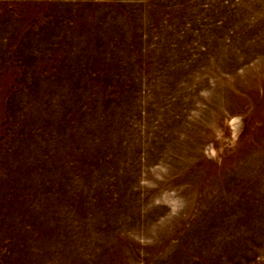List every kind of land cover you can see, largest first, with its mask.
<instances>
[{"label":"rangeland","instance_id":"obj_1","mask_svg":"<svg viewBox=\"0 0 264 264\" xmlns=\"http://www.w3.org/2000/svg\"><path fill=\"white\" fill-rule=\"evenodd\" d=\"M0 264H264V0H0Z\"/></svg>","mask_w":264,"mask_h":264}]
</instances>
